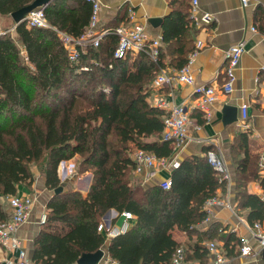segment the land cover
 Returning a JSON list of instances; mask_svg holds the SVG:
<instances>
[{"label": "trees", "instance_id": "obj_1", "mask_svg": "<svg viewBox=\"0 0 264 264\" xmlns=\"http://www.w3.org/2000/svg\"><path fill=\"white\" fill-rule=\"evenodd\" d=\"M33 1L0 0V14L12 17ZM175 4L156 59L145 50L115 56V29L131 20L127 8L119 12V22L106 27L98 47L78 46L77 58L71 59L61 33L78 37L87 29L92 4L86 0H50L42 7L49 25L14 21L17 36L11 29L0 32V221L9 216L5 200L20 194L21 186L33 187L37 164L53 191L35 240V264H77L83 253L96 252L105 243L98 225L110 208L130 210L136 218L108 244V258L118 264H182L175 261L180 246L182 262L206 264L211 254L203 243L206 236L223 240L225 256L241 252L243 239L222 223L213 222L203 231L196 227L208 217L205 202L228 185L210 164L209 149L183 157L172 170L169 189L133 181L137 149L159 157L175 152V142L162 137L167 111L150 99L154 78L167 68L166 49L169 64L178 69L196 48L198 30L189 1ZM174 25L178 32L170 30ZM249 145L248 131L240 133L236 148L243 155L234 151L233 163L236 209L246 211L252 225L264 220V174L262 154ZM73 159L78 174H93L87 195L75 188L54 192L63 185L60 163ZM253 179L259 180L263 194L247 189ZM176 228L196 233L197 239L183 244L173 236Z\"/></svg>", "mask_w": 264, "mask_h": 264}, {"label": "crops", "instance_id": "obj_2", "mask_svg": "<svg viewBox=\"0 0 264 264\" xmlns=\"http://www.w3.org/2000/svg\"><path fill=\"white\" fill-rule=\"evenodd\" d=\"M177 1L179 0H101L100 26L102 29H106V27L119 22L121 19L117 17L119 12L123 8H127L131 20L143 23L151 38H162L167 15L174 10ZM188 1L191 17H193L198 30L195 40L202 39L205 43L191 63L197 85L222 84L227 65L226 49L242 39L246 41V51L236 69L237 78L234 83V90L229 95L220 94L219 99L213 105L212 117L209 121L204 120V116H197L195 112L194 99L196 92L195 86L192 84L179 83L175 85L174 97L168 96L169 86L163 88L153 87L150 99L152 103L159 97L175 102H185L191 114L193 121L191 139L186 141L181 148L175 150L169 160L173 161L177 158L181 160L192 153L203 155L205 154V148L214 149L225 159L232 174L230 187L227 185L226 190H223V188L219 190V197L223 199L224 204L214 205L208 221L200 222L196 227L203 231L207 230L211 223L219 222L227 226L229 230H233L237 236L242 239L247 238L252 244H255L252 238L251 226L247 221L246 211L236 209L233 156L235 155L234 151L239 153V157L243 155L242 150L240 152L237 150L236 144L240 133L245 131H248L249 134L250 150L264 154V0H249L246 6H243L240 0H198L196 10H193L191 0ZM206 14L211 16L209 21L203 19ZM176 18L179 19L180 15L177 14ZM253 26H256L258 31L253 30ZM170 30L178 32L179 26L174 25V28H170ZM12 35L17 36L16 31L13 29ZM166 51L167 54L164 60L167 68L165 69L173 70L174 67L169 64L171 55L167 49ZM226 103L239 106L237 121L224 123L222 109ZM244 104L249 109V116L246 120H242L240 111L241 106ZM202 118L204 121H199ZM195 123H199L201 127L195 128ZM61 163L59 175L64 190L75 188L83 195H87L93 181L92 172L87 171L78 174L74 169L75 164L72 160H64ZM35 173L36 178L33 187L28 189L21 186L20 189V194H31L34 197V204L27 220L21 225L17 233L22 241V246L34 264L35 240L45 223L41 222V217L44 213H49L48 202L53 195V191L46 187L45 176L39 171L38 167H36ZM171 173L170 168L163 166H157L150 174H147V172L140 173L134 169L133 181H139L144 186H150L159 183L162 179L169 178ZM247 189L251 192L263 194V188L258 179L250 180L247 183ZM6 209L10 215L11 209L8 203H6ZM123 218L122 212L115 208L108 209L102 216L101 222L105 224V228L101 232L105 236V243L100 249H103L105 255L100 264H105L109 260L107 247L113 237L107 234V227L120 224ZM135 221L134 216L131 225ZM173 236L183 244L186 242L193 243L197 239L196 233L189 235L177 228L174 229ZM211 241L217 244L218 252L225 257L224 264H264V250L261 252L255 250L254 253L249 255L240 252L233 256H225L222 247L223 240L219 237L207 236L203 239V243H206L207 246ZM13 255V252L8 248L0 247V258ZM216 256L217 254L211 253L206 264H219L215 261ZM182 264L202 263L188 261Z\"/></svg>", "mask_w": 264, "mask_h": 264}, {"label": "built area", "instance_id": "obj_3", "mask_svg": "<svg viewBox=\"0 0 264 264\" xmlns=\"http://www.w3.org/2000/svg\"><path fill=\"white\" fill-rule=\"evenodd\" d=\"M92 4V15L89 22V26L80 36H72L67 33H61V37L64 43L69 48L71 59H76L78 56V46L92 44L99 46L100 42L107 34L106 29H102L100 26V11L102 8L101 0H86ZM243 6H246L249 0H240ZM193 10L197 9L198 0H191ZM211 16L206 14L203 19L209 21ZM28 26H47L49 25L45 11L42 7L35 8L30 11L24 20ZM253 30H257L256 26L252 27ZM115 32L119 35V42L115 49V56L124 57L130 51L139 52L145 50L150 53L155 59L159 54V45L161 37L151 38L148 34L146 27L143 23L131 20L130 23L117 26ZM205 43L202 39H197L196 48L189 55L188 62L178 69L166 70L162 69L153 80L154 88H163L165 86L170 87L168 96L174 97L175 85L179 83H189L195 86L196 97L194 99V108L199 109L204 118L209 121L212 117L213 105L219 99L220 94L229 95L234 90V83L237 78L236 69L240 64L242 55L246 51V41L244 39L232 44L225 51L226 69L224 73V81L222 84H196L195 76L191 69V63L195 56L204 47ZM154 104L164 108L167 114L164 118V129L162 137L164 139H172L175 142V150L179 149L191 139V125L193 123L189 108L185 102L170 101L167 98L159 97L154 101ZM241 118L246 120L249 116V109L246 104L241 106ZM195 128H200L199 123L194 124ZM208 160L213 169L218 171L222 177L228 181L230 187L232 182V174L229 170L225 159L216 152L214 149L208 151ZM135 170L137 172H147L150 174L157 166H163L173 170L178 167L180 160H169V157L157 156L154 152L139 148L134 154ZM261 173L264 174V154L260 158ZM160 185L164 189L171 187V179H162ZM7 203L10 206V215L3 221H0V247L3 246L13 252V256L1 257L0 264H34L31 258L28 256L27 251L22 246V241L18 236V230L21 225L27 220L30 211L34 204V197L31 194H18L11 195L7 198ZM224 204L223 199L220 197L208 199L204 207L208 211V217L205 221H208L214 205ZM124 216L120 224L111 225L107 227V234L111 237H115L121 233H125L130 227L134 214L130 210L122 212ZM47 214L44 213L41 217V222H46ZM251 226L252 238L255 244L251 243L247 238L242 240L240 246L241 253L249 255L254 253L255 250H264V220H257ZM105 224L100 222L98 229L104 231ZM208 248L211 253L217 254L215 261L217 263L224 264L225 257L218 252L217 244L214 241L209 242ZM183 247L180 246L177 250L176 263H183ZM105 264H118L110 259Z\"/></svg>", "mask_w": 264, "mask_h": 264}, {"label": "water", "instance_id": "obj_4", "mask_svg": "<svg viewBox=\"0 0 264 264\" xmlns=\"http://www.w3.org/2000/svg\"><path fill=\"white\" fill-rule=\"evenodd\" d=\"M50 0H34L31 4L14 11L11 16L16 24L23 22L26 15L35 8L43 7ZM161 20V19H158ZM223 121L225 124L238 120L239 117V106L234 104L226 103L223 106ZM64 161V160H63ZM62 161V162H63ZM63 189V185H60L55 189L54 192H60ZM105 253L103 249H98L96 252H86L81 255L78 259L77 264H100V261L104 257Z\"/></svg>", "mask_w": 264, "mask_h": 264}, {"label": "rangeland", "instance_id": "obj_5", "mask_svg": "<svg viewBox=\"0 0 264 264\" xmlns=\"http://www.w3.org/2000/svg\"><path fill=\"white\" fill-rule=\"evenodd\" d=\"M13 25H14V20H12L11 17L2 16V15L0 14V32H1L2 30H10V29L12 30V29H14ZM134 150H136V149H134ZM135 152H136V151H135ZM72 161L75 162L74 159H73ZM61 164H62V163H60V166H61ZM36 167H38V169H39V171H40V169H41V164H40V163L37 164ZM62 168H63V167H62ZM62 168H61V169H62ZM5 203H7V200L5 201Z\"/></svg>", "mask_w": 264, "mask_h": 264}]
</instances>
